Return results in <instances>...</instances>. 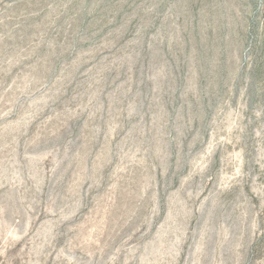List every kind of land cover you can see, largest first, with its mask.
<instances>
[{"label": "rangeland", "instance_id": "obj_1", "mask_svg": "<svg viewBox=\"0 0 264 264\" xmlns=\"http://www.w3.org/2000/svg\"><path fill=\"white\" fill-rule=\"evenodd\" d=\"M0 264H264V0H0Z\"/></svg>", "mask_w": 264, "mask_h": 264}]
</instances>
